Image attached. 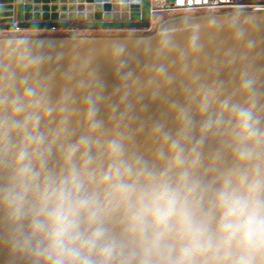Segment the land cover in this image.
I'll return each mask as SVG.
<instances>
[{"label": "water", "instance_id": "water-1", "mask_svg": "<svg viewBox=\"0 0 264 264\" xmlns=\"http://www.w3.org/2000/svg\"><path fill=\"white\" fill-rule=\"evenodd\" d=\"M150 19V0H0V264H54L33 220L45 190L72 175L76 196L97 211L82 229L102 227L113 248L91 264H175L176 236L146 254L151 233L129 226L139 197L165 186L209 221L213 246L187 264H234V249L217 248L218 199L255 184L252 198L264 206V5L169 14L142 30ZM241 109L251 114L250 139Z\"/></svg>", "mask_w": 264, "mask_h": 264}, {"label": "clouds", "instance_id": "clouds-1", "mask_svg": "<svg viewBox=\"0 0 264 264\" xmlns=\"http://www.w3.org/2000/svg\"><path fill=\"white\" fill-rule=\"evenodd\" d=\"M240 127L244 132V139L256 135L251 124V114L247 110L238 111ZM176 145L173 144V148ZM115 152L117 145L112 146ZM247 153L241 152V156ZM24 154L21 155V159ZM180 162L179 154L175 157ZM31 172L29 166L20 170L22 177ZM79 189L77 178L72 175L65 186L53 192L45 190L43 204L33 220L34 231H45L49 241L48 255L54 264H91L94 252L104 261L112 255L111 245L103 244L104 230L97 226L89 233L82 229V223L89 227L97 221V211L94 200L79 198L76 192ZM121 199L128 200L131 192L123 183L114 186ZM256 185H250L249 193L240 196L236 193L221 191L218 207L221 215L217 224V233L220 243L217 248L225 249V256L234 249L237 258L234 264H254L257 257H264V206L252 198ZM22 195L13 199L19 204ZM19 212V208H17ZM43 216V219L40 217ZM129 226L141 238H147L151 233L150 243L146 254L160 250L161 242L170 235L182 241V246L175 264H187L198 253L207 252L212 245L209 235V221L197 218L193 210L181 199L178 190H169L162 187L157 191L142 194L136 206L131 210ZM163 259H168L162 254Z\"/></svg>", "mask_w": 264, "mask_h": 264}, {"label": "built area", "instance_id": "built-area-1", "mask_svg": "<svg viewBox=\"0 0 264 264\" xmlns=\"http://www.w3.org/2000/svg\"><path fill=\"white\" fill-rule=\"evenodd\" d=\"M264 2L245 0H150V26L142 30L150 31L157 23L158 14H174L180 12H201L209 10H223L235 7L260 6ZM142 31L136 29V31Z\"/></svg>", "mask_w": 264, "mask_h": 264}, {"label": "crops", "instance_id": "crops-1", "mask_svg": "<svg viewBox=\"0 0 264 264\" xmlns=\"http://www.w3.org/2000/svg\"><path fill=\"white\" fill-rule=\"evenodd\" d=\"M260 1L264 2V0H260ZM121 31H123V30L96 29V28H87V27H83V28L78 29V32L80 34L117 33V32H121ZM127 31H131V30H127ZM67 32H68L67 29H56V30H28L27 29V30H21V33H25V34H41V33L65 34ZM5 33H7V32L0 31V35L5 34Z\"/></svg>", "mask_w": 264, "mask_h": 264}, {"label": "rangeland", "instance_id": "rangeland-1", "mask_svg": "<svg viewBox=\"0 0 264 264\" xmlns=\"http://www.w3.org/2000/svg\"><path fill=\"white\" fill-rule=\"evenodd\" d=\"M168 15L167 14H158L157 16H156V18L158 19L157 20V23L160 21V20H163L165 17H167ZM132 31V30H131ZM123 32H129V31H123Z\"/></svg>", "mask_w": 264, "mask_h": 264}]
</instances>
